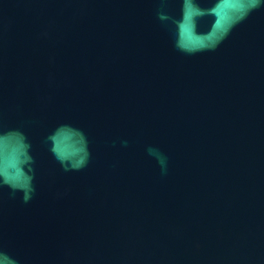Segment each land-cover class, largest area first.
Listing matches in <instances>:
<instances>
[{
	"label": "water",
	"instance_id": "95a60500",
	"mask_svg": "<svg viewBox=\"0 0 264 264\" xmlns=\"http://www.w3.org/2000/svg\"><path fill=\"white\" fill-rule=\"evenodd\" d=\"M0 264H264V0H0Z\"/></svg>",
	"mask_w": 264,
	"mask_h": 264
}]
</instances>
